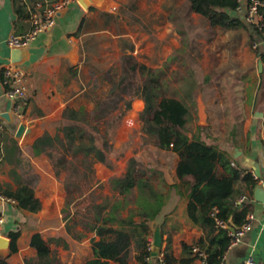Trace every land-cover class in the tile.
I'll return each instance as SVG.
<instances>
[{
  "label": "crops",
  "instance_id": "0c3cea01",
  "mask_svg": "<svg viewBox=\"0 0 264 264\" xmlns=\"http://www.w3.org/2000/svg\"><path fill=\"white\" fill-rule=\"evenodd\" d=\"M50 1L0 0V112L5 123V130H0V147L3 150L11 138L26 151L28 145L45 131L57 132L66 107L79 108L84 105L78 107V100H84L91 95L95 97L96 87L89 89L87 84L93 78L97 80L98 75H100L99 80L102 81L103 67L110 64L112 51L122 50L121 55L125 53L135 55L138 51V41H141L138 39L145 40L148 37L146 34H149L144 23L160 28L162 21L168 23L169 19L176 15V8L187 2L186 0H102L99 4L93 3L86 8L79 0H72L58 13L55 25L39 34L31 43L27 59L21 61V65L28 73L30 100L24 116L19 117L13 112V102L6 95L3 83V66L12 61L13 48L7 41L11 34L28 32L32 26L33 15L42 13ZM195 16L204 18L208 28L222 30L228 35L236 32L234 40L230 38L220 44L219 48L211 51L208 58L210 69L206 75L203 78L196 75L199 85L195 89V133L198 127L202 126L203 138L216 142L226 150L232 157L233 165L253 173H256L258 166L260 168L258 175L260 181L253 190L242 182L244 190L250 194L249 211L254 214L252 228L238 244L228 248L221 264H241L250 253H254L258 259H264V115H256L258 111L264 113V61L260 59L257 51L244 41V36L250 37L249 30L245 28L223 30L220 26L211 25L205 16L197 12ZM150 31L154 29L150 27ZM213 69L218 70L219 74H213ZM207 75L210 78L205 82ZM201 82L208 85V91H205ZM138 101L144 104L142 99ZM232 113L245 115L243 132L239 136L238 144L226 140L229 125L232 123ZM22 124L26 128L23 135L18 137L17 131ZM207 135L211 137L208 138ZM7 137L8 142H5ZM153 146L158 151L173 156L174 162L169 166L171 176L166 168L164 171H159L169 184L165 192L168 194V199L162 212L151 222V232L147 237L152 243L155 237L153 225L159 223L163 243L160 255L148 258L147 264H159L160 257L165 256L166 252L178 260L190 257L191 253L184 251L183 243L191 245L209 234L208 228L193 224L187 215L188 200L184 195L185 187L182 186L177 175L179 154L172 150L161 149L154 144ZM3 150H0V215L4 217V222L0 227V236L9 238L11 242L12 231L21 230V235L18 239V250L11 253L10 247L0 249V256L7 257L10 264H25L27 258L35 257L37 254V250L31 245L32 236L40 232L46 239L48 238L44 229L39 227L43 225L39 216L45 202L42 190L36 187L39 175L34 176V180H28L22 169L29 165L33 171V167L39 166V162L51 160L45 153L39 156L10 155L2 160ZM50 168L53 176L59 177L53 164ZM13 169L15 173L12 172ZM217 171L218 174L226 173L227 166L219 163ZM37 172L44 174L43 169H38ZM19 179L35 189L36 196L42 202V208L38 212L20 209L15 199L3 198L5 196L3 190L16 189L20 183ZM94 235L90 232L88 237L82 239L71 236L74 241L86 247L83 253H81L82 248L77 252L78 258L83 257L84 254L88 256L84 262L65 260L63 257L61 261L84 264L92 258L91 238ZM50 247L53 250L51 244ZM136 255L137 251L133 250L129 264H141ZM105 261L106 264H120L105 259H100V264Z\"/></svg>",
  "mask_w": 264,
  "mask_h": 264
},
{
  "label": "trees",
  "instance_id": "16d2710c",
  "mask_svg": "<svg viewBox=\"0 0 264 264\" xmlns=\"http://www.w3.org/2000/svg\"><path fill=\"white\" fill-rule=\"evenodd\" d=\"M186 1L192 11L208 18L213 26H220L223 30H249L251 46L254 40L260 38L258 29L236 13L240 0ZM242 1L247 4L250 0ZM257 53L264 61V52ZM163 72L161 68L139 61L132 53L123 54L121 74H112L111 71L106 73L111 88L103 98L96 100L93 110L89 111L85 106L66 107L57 132L45 131L28 145L26 151L11 138L4 150L0 147L3 150L1 159L10 155L21 157L25 154H47L57 175L64 171L69 173L65 188L72 196L73 187L80 189L82 180L94 172L96 161L110 164L117 129L132 108L134 98H141L145 102L139 114L143 136L150 138L157 147L179 154L177 175L185 187L187 215L193 224L209 229L206 237L199 238L191 245L183 243V249L191 253L192 246L199 245L206 251L209 264H221L231 236L229 229L217 226L216 218L227 221L230 229L240 227L246 221L250 209L248 201L236 204L241 195L247 194L250 197L242 182L253 190L259 180L253 172L233 165L231 155L219 144L203 138L202 126L198 127L195 134H190L189 123L194 119L196 106L193 92L199 85L196 71L195 77L184 76V85L180 88L173 87ZM212 72L219 74L216 69ZM209 78L207 75L205 82ZM231 119L226 140L238 144L245 115L232 113ZM248 139L251 140L249 133ZM5 142H8V137ZM219 163L227 166L226 173L218 174ZM12 172L15 173V169ZM158 172L156 168L148 167L132 156L128 160L126 172L109 179L115 197L94 203L91 214L82 216L78 222H67V231L74 238L82 239L86 235L83 231H74L77 223L85 231L95 234L91 238L93 257L84 264H100V259L129 264L133 250L137 251L140 263L147 264L148 258L153 256L147 237L151 232V222L162 212L168 199V194L160 190L152 180V176ZM18 182L16 189L3 190L5 196L15 199L20 209L30 212L41 210L42 202L36 196L35 189L25 181L19 179ZM126 208L128 214L124 213ZM215 209L218 211L213 215ZM20 235L21 230L10 233L11 253L18 250ZM31 245L37 254L27 258L25 264H70L58 258L50 247V241L40 232L32 236ZM165 258L169 263L192 260L191 256L178 260L169 252L165 253ZM0 264L10 262L7 257L0 256Z\"/></svg>",
  "mask_w": 264,
  "mask_h": 264
},
{
  "label": "rangeland",
  "instance_id": "374dc122",
  "mask_svg": "<svg viewBox=\"0 0 264 264\" xmlns=\"http://www.w3.org/2000/svg\"><path fill=\"white\" fill-rule=\"evenodd\" d=\"M175 14L168 23L162 21L160 28L144 23L149 34H146L148 37L145 40L138 39L141 41H138V51L135 55L139 61L151 67L163 69L164 77L171 82L172 86L180 88L184 85V76L193 75L195 77V71L199 78H203L210 69L208 58H210L211 51L219 48L220 44L227 42L230 38L234 40L236 32L228 35L222 30L208 28L207 21L202 17L195 16V11L190 9L187 2L179 5ZM150 27L155 32L150 31ZM244 41L251 46L250 37L244 36ZM180 49L182 51H179ZM121 52L122 50L112 51L110 64L103 67L102 81L99 80L100 75H98L97 80L93 78L87 84L89 89L96 87L95 93L97 94L95 97L91 95L84 100H78V107L84 105L91 111L96 100L103 98L109 92L111 83L106 79L105 73L109 70L112 74H121L123 56ZM221 55L223 56L222 51ZM201 85L205 91H208L206 83L201 82ZM193 94L195 97V90ZM138 99L141 98H134L132 108L123 117L117 129L114 147L110 154V164L96 161L93 165L94 172L82 180L80 189L73 187L72 196L68 194L64 186L69 173L64 171L59 177L53 176L52 168H50L52 167L51 161L39 162V166L33 167V171L29 165L22 169L28 180H34V176L39 175L36 187H40L45 198L39 216L43 225L39 227L44 229L53 246V252L60 260L63 257L65 260L84 262L88 258L85 256L86 254L78 258V250L82 248L81 253H83L86 247L74 241L73 234L67 231V222L71 224L78 222L82 216L91 214L94 203L114 196L115 193L110 188L109 179L112 176L123 175L126 172L128 160L132 156L137 157L148 167H154L158 171H164L166 168L167 173L170 172L171 167L169 168V166L173 165L174 157L158 151L150 138H146L142 134L139 114L144 109L145 102L143 106ZM189 129L190 134H195V108L194 119L189 123ZM50 163L51 165H49ZM38 169H43L44 174H39ZM169 176L171 175L169 174ZM152 180L163 192L168 190L167 179L159 172L152 176ZM124 213L128 214L127 208ZM74 231H83L86 233V237L90 235V232L85 231L78 223L75 225Z\"/></svg>",
  "mask_w": 264,
  "mask_h": 264
},
{
  "label": "built area",
  "instance_id": "2783aa9c",
  "mask_svg": "<svg viewBox=\"0 0 264 264\" xmlns=\"http://www.w3.org/2000/svg\"><path fill=\"white\" fill-rule=\"evenodd\" d=\"M72 0H51L43 9L42 13H36L32 17L31 29L24 34H11L8 38V45L12 48H29L31 43L42 32L53 27L60 13ZM264 0H250L244 4L240 0V4L236 9V13L244 18L250 25L256 27L260 33V38L252 43V48L258 52H264ZM27 70L21 65V62H9L3 66V83L5 85V93L13 102V112L19 117L24 116L26 106L30 100V93L27 85ZM0 130H5V123L2 120L0 112ZM255 178L260 181L257 173H253ZM7 199V196H3ZM247 194L241 195L236 204L241 205L248 201ZM218 209H215L213 215H216ZM217 226L229 229L231 242L229 247L238 244L244 235L252 228L254 221L253 212L249 211L246 221L237 229H230L229 223L221 218H216ZM4 222V217L0 215V227ZM154 240L151 243L153 245ZM152 248V247H151ZM191 261H176L169 263L165 256H161L159 264H209L206 251L199 245L194 244L191 248ZM241 264H264V259H258L254 253L247 255Z\"/></svg>",
  "mask_w": 264,
  "mask_h": 264
},
{
  "label": "water",
  "instance_id": "95a60500",
  "mask_svg": "<svg viewBox=\"0 0 264 264\" xmlns=\"http://www.w3.org/2000/svg\"><path fill=\"white\" fill-rule=\"evenodd\" d=\"M102 0H79V2L86 8L90 7L93 3L99 4ZM28 56V48H13L11 50V60L13 62H21L27 59ZM257 116H263L264 113L262 111H258ZM25 125L22 124L18 131H17V136L20 137L23 135L25 131ZM256 173L260 175V168L259 166L256 169ZM264 201V198H263ZM233 230L234 228L231 227ZM153 230H154V242L152 245V255L153 256H159L160 255V250L162 247L163 243V235L161 232V226L159 223H155L153 225ZM10 247V239L4 236H0V249H8Z\"/></svg>",
  "mask_w": 264,
  "mask_h": 264
}]
</instances>
